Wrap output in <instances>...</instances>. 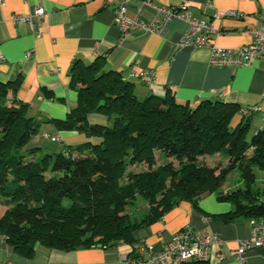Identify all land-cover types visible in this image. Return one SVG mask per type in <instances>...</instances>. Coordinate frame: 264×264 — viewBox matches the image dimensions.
I'll use <instances>...</instances> for the list:
<instances>
[{"label":"trees","instance_id":"trees-1","mask_svg":"<svg viewBox=\"0 0 264 264\" xmlns=\"http://www.w3.org/2000/svg\"><path fill=\"white\" fill-rule=\"evenodd\" d=\"M69 76L77 105L54 123L85 141L54 154L27 148L43 122L28 117L16 100L18 80L0 82V236L16 254L30 259L37 246L68 252L132 245L133 231L182 201L196 207L206 193L233 205L225 221L264 220V200L252 192L254 170L264 171V124L247 139L252 114L232 125L240 108L222 95L195 105L179 102L170 89L139 99L133 82L105 69L103 56L90 64L75 60ZM93 114L105 122L90 123ZM215 155L227 160L224 167L204 163ZM234 171L243 188L222 192ZM137 197L148 208L131 219L127 209Z\"/></svg>","mask_w":264,"mask_h":264},{"label":"crops","instance_id":"crops-1","mask_svg":"<svg viewBox=\"0 0 264 264\" xmlns=\"http://www.w3.org/2000/svg\"><path fill=\"white\" fill-rule=\"evenodd\" d=\"M144 1L130 3L127 17L144 22L161 20L162 14L144 5ZM150 1L165 8L189 7L195 17L207 20L219 32L214 37V44L219 48L250 43L245 29L253 28L259 15L264 14V0ZM113 5L114 0H3L0 6V82L18 80L14 86L16 100L26 105L28 117L43 122L37 135L29 139L27 148H45L51 143L77 145L85 140L76 131L59 129L54 121L64 120L77 105L69 76L73 62L90 64L98 56L104 57L105 69L120 72L124 80L129 79L131 72H154L155 79L150 87L129 80L139 99L150 94L163 96L170 89L179 102L195 105L220 91L223 100L234 102L240 108L232 125L241 121L242 110L258 106L260 111L250 116V132L263 126L264 60H253L246 67H212L208 64L207 49H177V42L186 28L180 19H173L159 32H134L120 41ZM38 6L45 10L42 19H34L40 37L31 32L28 25H16L11 20L14 15L32 14ZM230 11L243 17H216L217 13ZM28 52L29 57L26 56ZM87 119L90 123L105 122L99 114L89 115ZM232 211L231 203L218 201L216 193H206L196 207L182 201L161 220L133 231L132 245L119 243L68 252L37 246L30 259L16 254L0 236V264H120L123 254L143 257L146 245L161 249L185 227L205 228L222 240L221 245L213 247L205 264H264V247L247 251L242 256L243 263L236 257L238 242L249 237L250 219L235 216L225 221L222 216Z\"/></svg>","mask_w":264,"mask_h":264},{"label":"built area","instance_id":"built-area-1","mask_svg":"<svg viewBox=\"0 0 264 264\" xmlns=\"http://www.w3.org/2000/svg\"><path fill=\"white\" fill-rule=\"evenodd\" d=\"M137 0H114L113 15L114 23L120 32V41L126 40L134 32L144 31L148 33L159 32L165 25L173 19L182 20L186 28L181 34L177 49L183 48H204L209 51L208 64L215 68H237L246 67L253 60H264V14H260L256 25L253 28H246L251 41L246 45L236 48H219L214 44V37L219 35L211 24L204 19L195 17L187 6L181 8H165L154 5L150 0H145L144 5L155 9L162 14L161 20L144 22L139 19H129L127 8L130 3ZM3 0H0V6ZM45 10L42 6L35 8L32 14L22 16L14 15L11 20L16 25H28L31 32L40 37V32L34 24V19H42ZM217 18H241V14L230 11L227 13H217ZM27 57L30 56L28 52ZM138 64L135 63L134 67ZM155 79L154 72L144 70L139 73L131 72L128 80L142 82L146 87H150ZM217 98L221 97L220 91L215 92ZM258 106H251L242 110L243 116H250L258 113ZM206 220V219H205ZM222 240L215 234H211L205 228L185 227L174 234L169 241L156 250L152 246L144 247V256L132 258L127 254L120 257V264H200L207 262L215 246L221 245ZM264 247V220L250 219L249 237L241 240L237 244L236 257L243 263L242 256L251 250Z\"/></svg>","mask_w":264,"mask_h":264},{"label":"rangeland","instance_id":"rangeland-1","mask_svg":"<svg viewBox=\"0 0 264 264\" xmlns=\"http://www.w3.org/2000/svg\"><path fill=\"white\" fill-rule=\"evenodd\" d=\"M252 134L253 132H249L247 135V139H250ZM82 138L84 137L82 136ZM84 141L85 140L83 139L82 142ZM64 146L65 145L59 143H51L50 145H45V149L47 152L54 154L62 151ZM226 162L227 160H225L219 155H215L213 157H204V163L211 168L224 167ZM140 169L141 167L139 166H132L130 167L129 170L138 171ZM254 172L256 174V185L253 188L252 192L256 194L257 201L260 202L261 200H264V171L255 169ZM243 186H244L243 181L240 179L238 172L234 171L225 178L220 189L222 192L225 193L235 190H241ZM147 208H148L147 201L142 197H137L132 207L127 209V214H129L131 219H138L142 215V213L146 212ZM3 212H4V208H0V214H2ZM98 240L99 238L96 239V241Z\"/></svg>","mask_w":264,"mask_h":264}]
</instances>
